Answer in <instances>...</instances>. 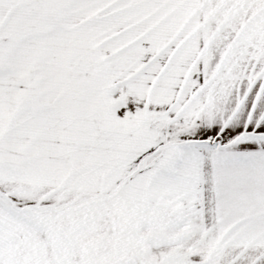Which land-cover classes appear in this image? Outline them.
I'll use <instances>...</instances> for the list:
<instances>
[{
	"label": "snow or ice",
	"instance_id": "snow-or-ice-1",
	"mask_svg": "<svg viewBox=\"0 0 264 264\" xmlns=\"http://www.w3.org/2000/svg\"><path fill=\"white\" fill-rule=\"evenodd\" d=\"M0 264H264V0H0Z\"/></svg>",
	"mask_w": 264,
	"mask_h": 264
}]
</instances>
